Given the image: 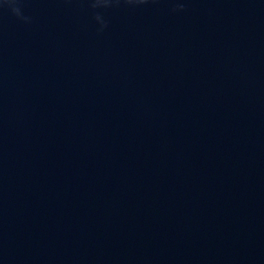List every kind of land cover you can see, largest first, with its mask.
Listing matches in <instances>:
<instances>
[{
    "label": "clouds",
    "instance_id": "obj_1",
    "mask_svg": "<svg viewBox=\"0 0 264 264\" xmlns=\"http://www.w3.org/2000/svg\"><path fill=\"white\" fill-rule=\"evenodd\" d=\"M4 4H7L11 6L13 13H15L17 16H20V9L16 5V0H3ZM117 3L120 2V0H116ZM124 3L133 5V4H143L146 3L147 0H123ZM111 3V0H90V6L95 9L97 7H109ZM97 21L101 20V17L97 15L95 17Z\"/></svg>",
    "mask_w": 264,
    "mask_h": 264
}]
</instances>
